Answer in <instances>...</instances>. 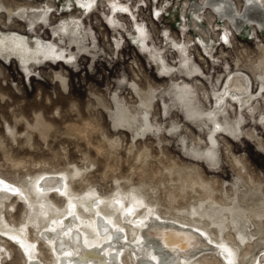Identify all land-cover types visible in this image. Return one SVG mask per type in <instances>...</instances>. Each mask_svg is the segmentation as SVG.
<instances>
[{"label": "rangeland", "instance_id": "rangeland-1", "mask_svg": "<svg viewBox=\"0 0 264 264\" xmlns=\"http://www.w3.org/2000/svg\"><path fill=\"white\" fill-rule=\"evenodd\" d=\"M163 1L101 0L91 16L84 13L82 17L75 12L61 14L58 0L57 4L54 0H0V31L24 35L31 46L36 40L55 45L66 56L24 66L0 55V179L22 191L19 200L5 201L0 230H15L25 242H32L34 255L43 264L52 258L47 248L32 240L41 228L38 218L57 213L66 202L63 196L52 194L31 203V184L43 174L67 177L71 197L77 200L109 198L117 188L136 189L155 204L157 212L185 219V210L207 202L210 193L215 204L232 201L231 206L242 216L237 222L247 227L242 232L248 236L243 244L238 245L234 230L224 234L237 245V257L242 261L237 258V263L250 264L264 250V218L260 223L252 214L255 209L264 210V98H257L252 114L230 100L232 106L217 119L222 124L230 123L234 133L217 136L213 160L203 156L204 139L211 126L206 117L210 99L221 79L236 65L251 75L254 82L250 91H257L259 75L253 78L250 71L260 72L264 35L246 40L231 33L228 44L222 36H216L220 28L208 10L203 22L209 26L215 45L213 53H200L192 41L193 32L174 30L184 25L186 0H174L161 17L154 11L165 4ZM235 2L239 10L241 4ZM46 4L51 6L50 12L41 19L37 11ZM112 5L123 6L125 12H113ZM26 28L35 34L29 35ZM49 31L54 39L46 38ZM136 37L143 39L146 51L135 45ZM173 41L184 42L188 48L173 50ZM156 59L167 74L159 73ZM178 88L188 102L178 103ZM144 95L151 104H143ZM120 114L132 124L117 123ZM193 154L201 161H194ZM255 189L260 196L248 200L245 194ZM257 229L260 235H256ZM0 238V264H25L19 248L1 232ZM244 252L249 261L243 259ZM211 262L225 264L217 256Z\"/></svg>", "mask_w": 264, "mask_h": 264}, {"label": "bare ground", "instance_id": "bare-ground-1", "mask_svg": "<svg viewBox=\"0 0 264 264\" xmlns=\"http://www.w3.org/2000/svg\"><path fill=\"white\" fill-rule=\"evenodd\" d=\"M54 1L55 3L57 2V0ZM58 1L62 3L61 8H59L60 4L57 8L61 14L65 15L75 12V15H81L82 17L84 13L91 16V13L95 12L101 2V0ZM122 1L119 0V2ZM236 1L241 4L239 10L235 0H202L201 3L186 0V2L184 1L186 6L182 13L184 25L181 28L179 27V29L174 28V30L179 31L183 28L190 33L193 32L195 39L192 41L198 47L200 53H202L201 50L205 53H213L214 48L212 45H215V38H213L209 26L203 22V17L208 15L206 13L209 10L208 13L212 12L216 17L214 21V23H217L216 27L220 28L217 30L218 34L216 36H222L221 40L224 42L230 44L231 33L232 35L238 34L239 37H244L246 40L262 37L264 35V5H262L264 0ZM163 2H165L164 5L162 3L155 9V15H161L162 17V11L165 10L167 12L166 8L173 5L174 0L170 2L169 0H164ZM40 7L41 11H37V14L41 19H44L49 14L51 6L46 4L44 7ZM112 7L115 13L125 12L123 6L112 5ZM1 10L2 7L0 6V14H2ZM24 10L22 13L27 12H24ZM7 12L9 14L12 13L11 10H7ZM64 17L67 18V16ZM151 20L154 21L152 16ZM250 28L254 31V37H250ZM25 32L29 35L35 34L29 28H26ZM50 37L54 39L49 31L46 38ZM236 38L238 39V37ZM30 42L26 36L19 33L0 31V55L6 59L11 57V59L17 60L24 66L49 59L59 61L66 58L64 51H58L55 45L51 46L43 41L36 40L35 45L31 46ZM133 42L139 49L146 51L142 38H133ZM224 42H220L219 46L224 47ZM180 44V42L173 41V50H179L181 47L188 48L184 42ZM152 57L154 56L152 55ZM159 62L160 59H156L155 63L160 68L159 73L167 74L168 70ZM262 62H264V59L259 62L261 65L260 72L250 71L251 74L253 73V78L259 75L257 78L260 80V85L259 87L257 85L256 95L254 94L256 92L250 91V83L253 85L254 82H252L251 75L243 72L245 70L238 65H236L235 69L237 72L233 70L231 74L221 79L220 87L217 88L216 93L210 99L209 106L211 110L206 115L211 126L204 139L205 153L203 156L205 158L213 160L214 152L217 151V136H228L227 134L234 133L232 132L234 131L233 128L223 125L217 120L219 115L222 116L226 109L232 106L230 100H235L240 107H245L247 112L252 114L255 113L256 102H259L257 98H264V66ZM184 77L187 79L186 76ZM133 89L138 94L135 86ZM146 95L143 96V104H151L150 99L146 98L148 95ZM149 95L153 97V93ZM175 97L178 103L180 102L181 104L189 101L180 88L177 89ZM206 97L204 96L203 98L206 99ZM237 107H235L234 118ZM183 110H185L184 107ZM197 117L202 116L197 115ZM143 120L147 123L146 116H144ZM117 123L132 124V120H125L120 114ZM145 129L150 130L151 128L146 126ZM192 156L194 161L200 160L195 154ZM66 178L62 175L43 174L38 175V178L34 181L32 180L31 184L32 193L29 196L31 203L42 201L44 197L50 198L52 194L58 197L63 196L66 199L62 210L57 213H55L56 211L49 212V215L44 219L38 218V216V221L36 220L38 224H41V228H38L37 236L35 240H32L33 242H39L41 248H47V252L50 253L52 260H49L50 262H46V264H213L214 262L212 263L211 260L216 256L221 263L238 264L237 245H232V241H228L229 236H224V234H226L225 232L228 229L234 230L238 245L246 242L248 236L242 234L246 226L237 222V218L242 220V216L238 210L231 206L232 201H229V204H225L223 201L215 204L209 193L206 196L207 202H201L197 208L190 207V210H185L184 213L188 216L185 219L157 212L155 204L146 200L143 193L136 189L122 191L117 188L118 192H115L109 198L101 197L93 200L83 198L82 200H77L71 197L73 192L70 189L68 190ZM8 182L0 179V212L4 207L5 201L14 200L15 202L19 200V195L22 194V191L16 185ZM194 182H192V185H195L196 182ZM260 194V191L255 189L250 194L246 193L245 197L250 198L248 200L251 201L253 197L260 196ZM53 205L55 206V204ZM9 207L12 206L10 205ZM80 208L84 210V216L80 215ZM179 212L180 210H177V213ZM37 213H39L38 210ZM252 214L262 223L264 218L263 208L253 210ZM204 217L208 221H204L202 219ZM14 231L5 229V227L0 230L5 237L19 248L25 264H43L34 255V245L30 244L32 242H25L22 239L23 237L21 238ZM260 232L261 230L257 229L256 235H260ZM216 233L219 236H223L221 238L213 237ZM252 236L254 235L252 234ZM230 238L233 240L232 236ZM247 252L243 253V259H248ZM240 262L242 261L240 260ZM249 262L250 264H264V250L256 257L254 256Z\"/></svg>", "mask_w": 264, "mask_h": 264}, {"label": "crops", "instance_id": "crops-1", "mask_svg": "<svg viewBox=\"0 0 264 264\" xmlns=\"http://www.w3.org/2000/svg\"><path fill=\"white\" fill-rule=\"evenodd\" d=\"M211 110V109H210ZM218 120V119H217ZM219 122V121H218ZM222 124V123H221ZM223 125H228V126H230V123H226V124H223ZM237 127H238V129H239V123H237Z\"/></svg>", "mask_w": 264, "mask_h": 264}, {"label": "water", "instance_id": "water-1", "mask_svg": "<svg viewBox=\"0 0 264 264\" xmlns=\"http://www.w3.org/2000/svg\"><path fill=\"white\" fill-rule=\"evenodd\" d=\"M191 240V239H190ZM193 240V239H192ZM182 247H184V246H182Z\"/></svg>", "mask_w": 264, "mask_h": 264}]
</instances>
